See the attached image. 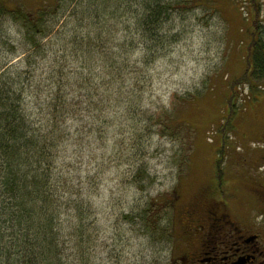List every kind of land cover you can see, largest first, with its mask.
<instances>
[{
	"label": "rangeland",
	"instance_id": "rangeland-1",
	"mask_svg": "<svg viewBox=\"0 0 264 264\" xmlns=\"http://www.w3.org/2000/svg\"><path fill=\"white\" fill-rule=\"evenodd\" d=\"M2 1L13 11L0 10V58L8 59L4 67L31 68L38 83L45 64L52 72L61 70L68 139L60 155L68 164L75 142L83 140L86 148L69 166L71 172H90L75 185L84 197V231L78 235V257L74 240L68 241L69 258L77 264H177L174 207L169 214L161 212L159 219L154 215L165 228L170 223L163 236L159 228L146 227L147 211L162 209L181 182L186 200L198 195L218 168L239 186L237 176L264 149L258 138L264 128V81L250 77L256 67L249 47L255 15L251 0H187L174 5L163 26L168 39L162 44L143 35L131 16L128 35L137 44L145 38L151 52L147 65H140L134 62L139 57L135 51L122 73L104 66L109 59L99 50L84 55L69 26L61 38H50L42 63L28 67L23 61L32 51V31L19 17L42 0ZM258 2L257 19L264 24V0ZM45 18L41 27L30 23L36 34L53 22L52 6ZM109 28L106 25L104 34L112 39ZM60 79L56 72L51 82H40L39 104L52 97ZM35 116L46 118L44 112L36 111ZM175 117L181 123L167 126Z\"/></svg>",
	"mask_w": 264,
	"mask_h": 264
},
{
	"label": "trees",
	"instance_id": "trees-1",
	"mask_svg": "<svg viewBox=\"0 0 264 264\" xmlns=\"http://www.w3.org/2000/svg\"><path fill=\"white\" fill-rule=\"evenodd\" d=\"M51 2L42 0L40 6L33 11L20 14L22 23L30 29L28 32L32 31L29 47L32 51L27 53L23 63H27L28 67L32 64L39 66L51 46L50 38H61L69 26L74 30L73 41L80 45L84 55L99 50L101 52L98 53L109 59L104 66H111L122 73L128 69L135 51L139 53V57L134 62L140 65H147L146 58L151 52L145 38L141 44H137L128 35L130 17H134L132 24L136 22L137 28L143 35L148 34L151 42L155 44L161 41L162 44L168 39L163 26L170 19V12L175 8L174 5L186 4L187 0L182 3L173 0ZM250 3L255 15L251 19L249 47L256 66L250 77L264 81V24H260L257 19L261 5L258 0H251ZM50 6L55 18L46 31L39 28L40 32L36 34L37 30L30 23L37 27L44 25ZM0 7V10L13 12L7 9L2 0ZM62 17L58 29L52 32ZM106 25L112 28H109L112 39L104 34ZM35 34L39 35L37 39ZM49 35L48 41L42 42ZM106 38L110 46L105 48ZM7 60L0 58V264H77V260L69 258L70 252L67 249L68 241L73 239L74 253L78 257V235L84 231V197L80 189H75V185L81 183L82 178H89L90 172H71L69 167H73L86 150L83 140L75 142L76 149L68 159V164L60 155L62 146L68 139L64 136L67 126L63 124L67 104L60 92L63 72L56 71L61 77L60 82H55L57 86H54L52 97L41 105L38 103L40 82H51L56 72H52L45 64L37 74L41 77L38 83L34 82L31 68L16 69L13 65L5 68ZM36 111L44 112L46 118H37ZM52 114L53 117L50 116ZM61 123L64 127L60 126ZM172 123H181L180 118L166 121L167 126ZM175 197L176 188L166 198L159 210L160 214L159 211L155 212L157 215L152 210L147 211L148 221L145 219L144 222L147 228H159L162 236L168 233L170 223L165 228L158 219L162 217L161 212L166 215L171 208L173 210ZM171 214L173 219V212Z\"/></svg>",
	"mask_w": 264,
	"mask_h": 264
},
{
	"label": "flooded vegetation",
	"instance_id": "flooded-vegetation-1",
	"mask_svg": "<svg viewBox=\"0 0 264 264\" xmlns=\"http://www.w3.org/2000/svg\"><path fill=\"white\" fill-rule=\"evenodd\" d=\"M258 138L264 143V128ZM259 151L235 179L239 186L217 169L189 200L183 183L177 187V264H264V149Z\"/></svg>",
	"mask_w": 264,
	"mask_h": 264
}]
</instances>
